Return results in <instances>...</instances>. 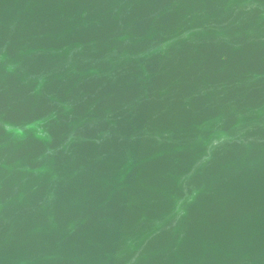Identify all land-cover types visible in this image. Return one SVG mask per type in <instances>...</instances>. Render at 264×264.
Masks as SVG:
<instances>
[{"label": "water", "instance_id": "obj_1", "mask_svg": "<svg viewBox=\"0 0 264 264\" xmlns=\"http://www.w3.org/2000/svg\"><path fill=\"white\" fill-rule=\"evenodd\" d=\"M0 264H264V0H0Z\"/></svg>", "mask_w": 264, "mask_h": 264}]
</instances>
